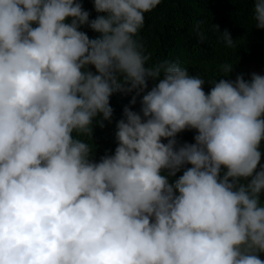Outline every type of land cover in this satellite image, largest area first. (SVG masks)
I'll list each match as a JSON object with an SVG mask.
<instances>
[{
    "label": "clouds",
    "instance_id": "9594fccd",
    "mask_svg": "<svg viewBox=\"0 0 264 264\" xmlns=\"http://www.w3.org/2000/svg\"><path fill=\"white\" fill-rule=\"evenodd\" d=\"M160 3L93 0L89 20L80 0H0V264H264V75L148 65L138 34ZM134 89L140 112L95 162L94 124Z\"/></svg>",
    "mask_w": 264,
    "mask_h": 264
},
{
    "label": "trees",
    "instance_id": "16d2710c",
    "mask_svg": "<svg viewBox=\"0 0 264 264\" xmlns=\"http://www.w3.org/2000/svg\"><path fill=\"white\" fill-rule=\"evenodd\" d=\"M80 2L90 13L89 20L105 14L96 12L93 0ZM254 3L255 0H161L155 9L145 13V23L138 34L145 54L150 57L148 65L170 60L187 67L190 74L199 75L209 81L217 78L235 80L238 74H243L244 79L249 80L251 73L246 68L250 64L259 65L263 71L260 75H264V29L254 26ZM214 25H218L220 31L227 29L230 32L235 40L234 47L226 46ZM79 30L86 32L89 38L100 35L87 24L82 25ZM225 63L234 66L227 75L221 70ZM89 68L95 71L94 66L89 65ZM155 83L157 81L149 77L145 91L150 90ZM202 87L207 93L212 85L206 81ZM143 94L142 92L137 95L134 89L131 92L118 91L110 97L109 103L113 108L111 120H104L103 126H93L95 162H99L106 154H114L118 143L115 137L116 123L124 118L125 107L140 112ZM133 96L136 97V102L130 103ZM195 135V129H185L178 133L177 146L185 142L195 143ZM81 138L92 143L90 137ZM162 142L167 143V139L162 138ZM261 163H264V153ZM183 170L182 167L173 179L182 175ZM259 258L264 260V253H260Z\"/></svg>",
    "mask_w": 264,
    "mask_h": 264
},
{
    "label": "rangeland",
    "instance_id": "374dc122",
    "mask_svg": "<svg viewBox=\"0 0 264 264\" xmlns=\"http://www.w3.org/2000/svg\"><path fill=\"white\" fill-rule=\"evenodd\" d=\"M246 70H247L248 72H250V73H253V72L258 73V74L263 73L261 67H260L259 65H256V64H250V65L246 68Z\"/></svg>",
    "mask_w": 264,
    "mask_h": 264
}]
</instances>
